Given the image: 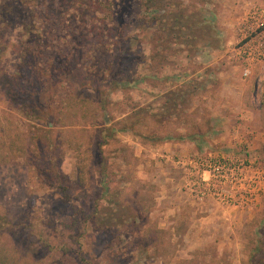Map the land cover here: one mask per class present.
<instances>
[{"label":"rangeland","instance_id":"rangeland-1","mask_svg":"<svg viewBox=\"0 0 264 264\" xmlns=\"http://www.w3.org/2000/svg\"><path fill=\"white\" fill-rule=\"evenodd\" d=\"M39 1L13 2L19 11L11 9L9 15L29 9L27 15L33 14L25 25L17 17L0 24V78L17 74L26 43L48 30L47 17L60 13L45 7L60 5L65 15L63 29L59 22L50 27L51 40L39 43L42 47L34 56L45 62L44 67L47 60L50 66L76 57L84 74L76 79L69 70L72 63L64 67L67 74L61 75L58 88L44 79L36 83L35 91L46 83L41 94L47 92L58 102L64 98L60 102L63 125L49 135L45 153L31 152L30 162L22 149L34 141L30 128L39 123L6 101L0 80V264H264V59L252 64L245 78L247 66L238 55L242 40L254 36L250 27L256 24L250 16L264 10V0H178L187 16L202 3L205 25H195L201 18L189 17L190 32L183 31L192 38L183 39L190 47L173 45L172 38L168 43L155 33L158 26L152 16L167 13L168 4L142 21L144 11L135 0H98L111 12L92 10L88 5L93 0L44 1L40 10H33ZM121 13L136 18L121 36L117 24H108L112 31L103 29L108 16L119 18ZM77 22L84 23L89 33H78ZM93 22L100 32L92 29ZM119 39L124 44L115 47ZM84 45L87 52L81 48ZM44 47L47 54L41 57ZM119 47L127 51L122 56L128 59L123 63L125 73L118 78L127 82L129 75L135 83L110 92L108 73L93 68L105 67L111 60L102 61L95 52L110 51L109 56L118 58L115 49ZM157 51L164 60L152 59ZM100 98L110 104L112 123L143 108L160 114L168 130L194 134L193 140L163 143L186 147L168 156L155 151L159 145L143 144L130 133H119L114 142L102 145L95 134L101 123L93 117ZM175 108L184 111L183 123L179 116L176 121L163 116ZM140 123L159 127L150 117ZM118 144L123 146L119 152ZM98 145L108 167L102 171L105 177L93 166ZM207 155L242 162L257 177L252 204L246 208L223 205L211 197L198 199L183 189L185 177L177 162ZM53 178L59 189L69 188L68 204L48 184ZM108 186L110 197L105 194ZM104 195L117 204L111 217ZM94 207L100 209V218H111L107 222L114 227L99 234L86 227L76 240L79 233L69 227L71 210ZM132 220L134 224L129 225Z\"/></svg>","mask_w":264,"mask_h":264},{"label":"trees","instance_id":"trees-1","mask_svg":"<svg viewBox=\"0 0 264 264\" xmlns=\"http://www.w3.org/2000/svg\"><path fill=\"white\" fill-rule=\"evenodd\" d=\"M44 1L51 2V0H40L37 6L33 7V10H40L41 5L42 4L44 5ZM83 1H87V0H83ZM177 1L178 0H135L134 1V4H138L140 8H142L144 11V16L141 17L142 21H144L147 18V15L149 13L158 12L162 7H165V5L168 4L171 10L167 11V13L166 11L163 13H160L157 16L153 15L152 19L155 21V25L158 26L156 29L157 32L155 33L157 35L162 34V38L164 40H168V43H170L173 39L174 40L173 45H179V44L188 42V41L185 42L183 40L184 38L189 39L191 41L192 38H190L189 36L185 37V34H183V31L186 32L185 30L190 32V26L187 24V20L189 19V17L197 16V18H201V19L199 22H196L195 25H199V26L205 25V18H202L203 16L201 15L202 3L197 4V6L194 7L195 11L194 12L192 11L191 14L187 16L186 14H184L186 12V7L182 6L180 2H177ZM13 2H15V0H5V1L0 0V24L1 25H4L5 23L10 22L11 20H14L15 17H17L20 23H23V25H25L27 21L29 20V18L33 15V14L29 16L27 15L28 13H31L29 11L30 9L25 12H20V13L17 12L15 14L9 15V10L11 9L14 10V12L19 11L18 5L16 4V6H13ZM98 3H99L98 0H93L89 2L88 6L92 10L105 11L106 9L110 11L108 7L106 8L105 6L100 5ZM86 6L87 5H83L82 9L86 8ZM111 6H113V4H111ZM45 9L49 11H52V9H59L60 13L57 12L59 13L58 15H50V17H47L46 20H47L48 30L46 31L43 30L42 32L43 34L40 33L41 32L40 31L36 36L35 35L33 36L30 42L26 43V45L28 46H26L25 55L23 56V53H21L22 59L20 60L19 64L16 67L17 74L5 75L4 78H2L3 77L2 76L1 77L2 80L0 78L1 81H4L3 83H1L2 84L1 90L4 93L3 95L5 96L6 101H8L18 113H21L25 115L26 117H32L37 123H39V124L33 125L32 128H30L31 130L34 131V134H35L34 141L30 142L25 148L22 149L26 153L27 161L29 162L32 159L31 152L34 151L35 149L37 150L38 154H39L38 152L39 149H40L41 154L45 153L46 148L44 147H45V143L49 142L50 140L49 135L52 134L54 131L58 130L59 127L63 125L60 122L62 120V114H63V112L60 111L61 110L60 106L62 104L60 102H62L64 98H60V101L58 102L53 95L47 92L46 93L44 92V94H41L42 91L47 88L46 83H43V86L42 88H40V90L35 91L36 83H38L40 79H44V81H47L48 83L51 84V87L58 88L61 75L64 73L67 74V72L63 71L64 67L72 63L73 64L71 65V68L70 69L68 68V69L71 71L72 74L76 75V79L79 76L83 77V74H84L82 73L81 65L79 64L80 61L76 57L74 59L68 56L64 60H62L60 63L58 64L52 63V65L50 66L47 64L49 63V60H47L46 65H47V68L49 69L46 68V65L45 67L42 65L45 62L41 61L40 60L41 58L40 59L35 58L34 53L36 52V49H39V47H42L41 44L39 43L45 44L51 40L50 38L52 36H49V33L51 31L50 27H52L57 22H59L60 24L59 28L63 29L64 27L63 18L65 17V15H62L64 11V8L62 5L57 6L55 8L45 7ZM52 12H56V11L53 10ZM113 14H115V12H113ZM211 14L213 18H215L214 12H211ZM108 17L109 19L105 23V26H103V29L108 30L110 28L108 24H113V23L117 24L120 30V36H121L123 29L126 26H129L131 22L136 20L133 14H127V13L125 14L121 13L119 18L110 17V16ZM114 26L115 25H112V27ZM92 27L94 31L100 32L99 28H97L94 22L92 23ZM76 28H77L78 33L80 34H87L90 31V29H88L84 25V23L80 24L79 22H77ZM112 30L113 28L109 29V31H112ZM179 38L181 39L178 40ZM119 44H124V41L121 42V40L119 39L118 41L114 42L115 47H117V45ZM190 46H192L191 43L188 45V47ZM157 47L159 48L160 45ZM81 48L83 49V51H85V45ZM89 49H90V52L93 51L92 50L93 47H89ZM115 50L119 55L118 58L116 57L113 58L112 56H109L110 51L104 50L103 52H95L97 56L102 58V61L104 59L111 60V61L108 62V64H106L105 67L98 66L97 68L96 67L93 68L94 70L98 71L97 73H100V74L108 73V75L111 78L110 85L112 86V88H110L109 90L110 92L113 91L116 87L125 89V88L133 86L135 83L134 79L131 78L129 75L125 76V78L128 79V80L125 79L127 82H123L122 79L119 80L118 77L125 73V69H124L125 67L123 63L124 61L128 59V56L126 55L122 56V53H125V54L127 53V51L123 48L120 49L119 47V48H116ZM41 53H42L41 57H43L44 54H47L45 47L42 48ZM160 56L161 54H159V52L157 51L155 52V55L152 57V59L158 60V61L160 59L161 61L164 60V58ZM142 80L144 81V78ZM80 86H82V84ZM26 90H29V91L25 92ZM99 94L101 93L99 92ZM172 103L174 105V103H177V102L175 101ZM57 104H59V106ZM107 105L108 106L110 105L108 104V101L106 102L105 99L100 98L99 103L97 105L98 112L96 115L94 114L93 116L94 118H98L99 123H101V125L100 124L97 125L99 126V129L96 131L95 134H97V139L98 137L101 139L100 144L102 143V145L103 143H105V141L109 143L114 142L117 138L116 137L117 134L119 133H130L131 135H134L139 140H141L143 144H149L152 146L160 145L165 142L182 143L188 139L193 140L194 134H190V133L181 134L177 130H168V128L164 126V123L161 120H159L161 118L159 116L160 114L153 115L151 113H148L147 110L143 108H139L137 110V113L133 111L132 113L127 115L125 118L112 123L110 116L108 115L109 110H108ZM161 106H165L164 103L161 104ZM173 111L175 112L172 114H165V112H163L164 113L163 116L169 117V119H173L174 121H176L178 116L182 118L184 111L178 110L176 108ZM140 116H142V118ZM149 117L152 118L154 120L155 125L157 124V126L159 127L148 128L140 123V122H146V119ZM182 123H183V118H182ZM102 145H98L97 149L93 153V159H94L93 166L96 168V171H98L99 174L101 173V175L105 177L106 175L102 174L103 173L102 171L107 170L108 167H106L107 165L106 162H102L103 156H102V152L100 149V146ZM122 147H123L122 145L118 144V146L115 147L116 151L119 152L120 149L123 150ZM97 154L100 158L98 162L96 161ZM54 179L56 180L54 181ZM77 179H78L77 184L78 186H80V188L77 190L80 191L81 186H82V168H80L79 174L77 175ZM48 184L51 187H54L53 189L59 190L58 193L61 198L60 201L64 202L63 204L69 203L70 201V194L68 192L69 188L59 189V182L57 178H53V180H50ZM110 191H111L110 186L106 187L107 193L105 192V194L107 195L111 194L112 192ZM80 193L78 192V195ZM79 196L77 197L75 201L79 200ZM104 197L106 196L104 195ZM109 197H106V204L109 203L110 208H109V212L107 213L109 214L108 216L111 217L113 216V214L111 213H113L114 211L115 212L117 211L115 208L117 204L112 203ZM71 211H72L71 212L72 214H70V217H69V227H70V230L74 231L73 232L74 234L76 232L79 233L77 235L76 240L81 238V233L82 234L86 233L87 231L86 227L87 229L90 230V232L93 230L94 234L106 232L107 230L114 227L111 224V221L109 223L107 222L111 218L109 217L103 218V216L102 218L99 217V215H101L100 214L101 211L100 209L96 207H94L91 211H87L83 208H79L76 210L72 209ZM116 214H118V212ZM134 221L135 220H132L131 222L133 223H129V225L134 224ZM83 239H88V237L86 236ZM110 243L111 242H108V244ZM133 264H134V261H133Z\"/></svg>","mask_w":264,"mask_h":264},{"label":"built area","instance_id":"built-area-1","mask_svg":"<svg viewBox=\"0 0 264 264\" xmlns=\"http://www.w3.org/2000/svg\"><path fill=\"white\" fill-rule=\"evenodd\" d=\"M255 28L253 37H245L238 55L246 64L243 76L250 75V66L264 59V10L250 16ZM250 19V18H249ZM178 166L183 170V189L197 198L211 197L223 205L246 208L255 201L257 177L250 174L242 162L226 160L220 156L184 158Z\"/></svg>","mask_w":264,"mask_h":264},{"label":"crops","instance_id":"crops-1","mask_svg":"<svg viewBox=\"0 0 264 264\" xmlns=\"http://www.w3.org/2000/svg\"><path fill=\"white\" fill-rule=\"evenodd\" d=\"M186 147H184L183 145H179V144H162L159 146L155 147V151L156 152H161L162 154H164L166 156H168V153L173 154V153H177L178 150H184Z\"/></svg>","mask_w":264,"mask_h":264}]
</instances>
